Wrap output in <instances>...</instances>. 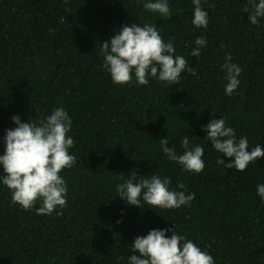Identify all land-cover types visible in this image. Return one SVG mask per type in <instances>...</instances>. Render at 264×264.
I'll return each mask as SVG.
<instances>
[{"label": "trees", "instance_id": "16d2710c", "mask_svg": "<svg viewBox=\"0 0 264 264\" xmlns=\"http://www.w3.org/2000/svg\"><path fill=\"white\" fill-rule=\"evenodd\" d=\"M135 0H0V155L7 129L63 107L72 120L76 163L60 175L68 187L62 215H38L11 203L0 183V264H127L129 247L151 229H171L212 255L215 264H264V157L246 170L225 169L203 126L224 118L249 150L264 148V18L248 21V0H201L206 28L192 24V0H168L171 15ZM259 2V0H257ZM155 25L175 55L188 59L178 84L149 77L117 85L103 68L101 44L123 25ZM207 44L191 56L195 39ZM187 45V46H186ZM241 68L229 96L221 65ZM204 149V170L189 173L164 156L160 140L182 154L181 139ZM2 171V166H0ZM171 178L194 193L177 209L128 205L116 191L131 172ZM178 183L186 189L177 188ZM119 221V222H118ZM167 236L171 232H166Z\"/></svg>", "mask_w": 264, "mask_h": 264}, {"label": "clouds", "instance_id": "9594fccd", "mask_svg": "<svg viewBox=\"0 0 264 264\" xmlns=\"http://www.w3.org/2000/svg\"><path fill=\"white\" fill-rule=\"evenodd\" d=\"M137 4L141 0H135ZM192 24L196 28H206L208 13L201 7V0H192ZM143 8L150 12H158L161 16L171 15L168 0H146ZM248 13V21L258 25L264 18V0H248L242 8ZM203 36L195 39L190 55L199 57L200 48L206 46ZM187 46V45H186ZM175 47L171 41L165 42L155 25L131 23L123 25L115 34L101 44L103 68L110 74L117 85H131L133 79L138 85H147L149 77L166 84H178L182 72L187 70L197 75L189 61L181 55H175ZM231 54H226L225 63L221 65L227 83L224 91L231 96L237 89L241 68L231 62ZM15 128L7 129L4 136V152L0 155V183L11 193V203L24 210L35 207L38 215H62L56 211L67 206L68 187L60 173L76 163V156L70 153L76 141L68 135L72 120L63 107L54 108L50 115L39 121L21 122L18 115L11 117ZM205 138L212 147L223 156L232 158L228 163L217 158V164L225 169L244 171L250 163L264 157V148L259 144L249 150L247 137L236 138L235 130L227 126L226 120L210 119L203 126ZM167 138L160 140L164 156L168 160L181 165L189 173L199 174L205 168L204 149L200 145H190L186 134L181 139L182 154L174 147H168ZM129 178L116 187L121 199L128 205L143 208L177 209L190 205L195 199L194 193L170 189L171 178L168 176L137 175L131 172ZM177 188L186 189V185L178 183ZM256 193L264 202V184H258ZM119 222V221H118ZM171 235L167 236L166 232ZM133 254L128 257L127 264H215L212 255L202 250L192 240L171 229H151L146 235L135 237L129 245Z\"/></svg>", "mask_w": 264, "mask_h": 264}]
</instances>
